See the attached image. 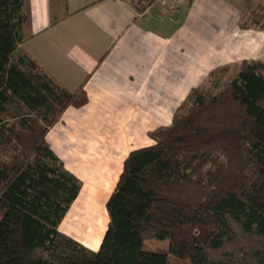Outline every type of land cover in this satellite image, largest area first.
<instances>
[{
    "label": "trees",
    "instance_id": "1",
    "mask_svg": "<svg viewBox=\"0 0 264 264\" xmlns=\"http://www.w3.org/2000/svg\"><path fill=\"white\" fill-rule=\"evenodd\" d=\"M141 1L131 0L138 13L155 0ZM24 20L23 0H0V264H215L207 250L230 240L227 215L264 236L260 59L210 69L171 121L148 133L154 142L128 152L97 249L63 233L81 180L46 133L87 96L83 86L70 92L31 57L15 55ZM238 26L264 30V0L247 5Z\"/></svg>",
    "mask_w": 264,
    "mask_h": 264
},
{
    "label": "crops",
    "instance_id": "2",
    "mask_svg": "<svg viewBox=\"0 0 264 264\" xmlns=\"http://www.w3.org/2000/svg\"><path fill=\"white\" fill-rule=\"evenodd\" d=\"M231 1L155 0L138 13L130 0H23V41L15 55L31 57L70 92L83 86L87 96L46 133L64 167L83 181L65 220L82 195L103 190L106 202L150 120L168 124L210 69L264 60V30L240 28L241 12ZM120 150L126 154L119 159L113 153ZM106 161L114 168L100 169ZM92 164L84 177L74 170Z\"/></svg>",
    "mask_w": 264,
    "mask_h": 264
},
{
    "label": "rangeland",
    "instance_id": "3",
    "mask_svg": "<svg viewBox=\"0 0 264 264\" xmlns=\"http://www.w3.org/2000/svg\"><path fill=\"white\" fill-rule=\"evenodd\" d=\"M131 1V0H130ZM262 0H234L231 1L230 5L232 9L239 10L240 12H243L247 5L255 6L257 3H259ZM144 1H141V4H143ZM233 53V49H232ZM18 55V54H16ZM231 77L232 71L228 72L226 74V77ZM14 111V106L11 105L8 108L7 115L9 116ZM150 126L149 130L147 131L146 136L143 138L145 139L142 146H148L150 143L152 144L154 141H151V138L149 137L148 133L155 129L158 126H161L162 124H157L156 120H150ZM121 138H127L121 136ZM104 143L102 144V147L104 149ZM132 144H126L125 147L129 148ZM67 148H64V151ZM105 151V150H103ZM103 155H105V152H102ZM116 156L122 158L124 154H126V151H119L117 153H113ZM128 154V153H127ZM105 157V156H103ZM126 157V156H125ZM106 158V157H105ZM109 161V160H108ZM92 163V162H91ZM110 164V161H109ZM108 168H114V165H107V161L103 166H100V169L103 167ZM94 168L92 165H85L84 167H77L75 168V172L80 176L84 177L83 175H87L88 171L90 169ZM99 170V169H98ZM82 180H81V187H82ZM106 192L103 190L98 195H82L80 196L76 202L72 205L69 213L68 218L65 220V216L62 219L59 229L68 235H73L78 241L81 243L91 244L90 246H87L91 249H97L100 243V240L102 238V235L106 229L107 222H108V216L105 209V201L104 196ZM78 202V203H77ZM97 202H100L99 208L100 212L97 213V217L94 216L93 219L96 218V220H90L89 215H86L85 209H89L94 207V204ZM71 206V205H70ZM70 208V207H69ZM85 214H84V213ZM67 214V213H66ZM227 220L229 222V225L232 228L231 238L230 240H227L224 242V244L216 249H208V257L211 261H213L215 264H264V236L258 235L255 233H249L245 232L241 229L240 225L236 220H234L229 215L226 216ZM72 236V237H73ZM165 244L162 242H157L153 245V247H159L164 248Z\"/></svg>",
    "mask_w": 264,
    "mask_h": 264
},
{
    "label": "bare ground",
    "instance_id": "4",
    "mask_svg": "<svg viewBox=\"0 0 264 264\" xmlns=\"http://www.w3.org/2000/svg\"><path fill=\"white\" fill-rule=\"evenodd\" d=\"M78 203V202H77ZM99 204H100V202H97L96 204H94V207H92V208H87V209H85L84 211L86 212V215H89L90 217H89V219L90 220H96V218L95 219H93L94 218V216L95 217H97L98 215H97V213H99L100 212V208H99ZM84 213V212H83ZM85 214V213H84ZM85 244V243H84ZM85 245H87V246H90L91 247V244H85Z\"/></svg>",
    "mask_w": 264,
    "mask_h": 264
}]
</instances>
